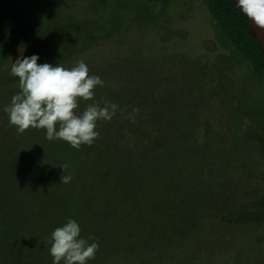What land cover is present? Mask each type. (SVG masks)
Returning <instances> with one entry per match:
<instances>
[{
	"label": "rangeland",
	"instance_id": "1",
	"mask_svg": "<svg viewBox=\"0 0 264 264\" xmlns=\"http://www.w3.org/2000/svg\"><path fill=\"white\" fill-rule=\"evenodd\" d=\"M216 33L204 0H0V191L16 202L7 225L0 221V264H52L46 238L69 217L99 244L88 264H264V223L224 221L240 200L234 190L244 202L252 187L264 192L249 175L262 167L264 81ZM33 38L52 49L20 47ZM21 54L64 67L83 60L101 78L93 101L117 111L97 123L93 144L73 149L45 140L43 129L7 126L3 108L17 91L9 72ZM225 101L239 107L237 119ZM227 175H238V189ZM154 220L168 225L156 224L164 246L155 253ZM16 233L37 250L11 247Z\"/></svg>",
	"mask_w": 264,
	"mask_h": 264
},
{
	"label": "clouds",
	"instance_id": "2",
	"mask_svg": "<svg viewBox=\"0 0 264 264\" xmlns=\"http://www.w3.org/2000/svg\"><path fill=\"white\" fill-rule=\"evenodd\" d=\"M234 3L242 15L264 26V0ZM38 60L37 54H21L12 63L9 75L16 78L17 91L3 108L7 126L17 134L43 129L45 140L63 141L73 149L93 144L99 136L97 123L110 121L117 111L115 103L105 101L100 105L93 101L94 90L103 86V81L89 73L83 60L71 67ZM85 101L93 102L80 110V103ZM136 111L132 109V113ZM132 113L130 120L134 118ZM70 180V175L61 178L63 183ZM46 244L52 264H88L99 248L94 238L81 236L80 225L70 217L49 233Z\"/></svg>",
	"mask_w": 264,
	"mask_h": 264
},
{
	"label": "trees",
	"instance_id": "3",
	"mask_svg": "<svg viewBox=\"0 0 264 264\" xmlns=\"http://www.w3.org/2000/svg\"><path fill=\"white\" fill-rule=\"evenodd\" d=\"M204 3L206 5L207 9L209 10L211 16L213 17V20L215 23V29H216L217 33L214 36V38L216 39V42L221 47H223L225 49H229L232 57L235 58V61L236 60L239 62H241L240 60L245 61L247 66L251 69L252 75L257 76L258 78L262 79V81H264V57L261 55V53L259 51V48H258V45H257L255 38L249 32L248 20L240 13L239 9L234 4H232L229 0H204ZM65 15H68V13L65 12ZM37 35L40 39L39 34H37ZM33 39H34V41H30V42H25V41L20 40L21 41V42H19L20 47L22 49L28 48V47L36 49L37 44H39L40 47H41V45H44V54L52 49V48H49L48 45H46L47 41L44 44V42L39 43V40H36L35 38H33ZM19 43L17 44L18 47H19ZM73 54L74 53H70L69 51H66L65 56H67L69 58ZM222 57L225 58V55L221 54V58ZM70 58H72V57H70ZM215 80H216L215 78H211V81L214 84H216ZM235 83H236V81H235ZM230 98H233V96L231 95ZM258 99H260V98H257L255 100H258ZM226 101L221 105L224 108L230 107L229 108L230 110H228V111L226 110V112H227L226 114H228L227 115L228 118H230V117L234 118L235 117L237 119L238 114H241L239 107L235 106V103H232L230 106H228ZM230 120H235V119H230ZM233 122H235V121H233ZM256 125H257V129L261 130V127H262V131H263V132L258 133V135H257V137H258L257 139L259 141V147H260L259 155L260 154L262 155V157L260 155V157H261L260 163H261L262 167L260 169L255 168L253 170V172L249 175L250 176L257 175L255 177H257V178L259 177V180H261V182H263L264 181V128H263L264 127V120H262L259 124L257 123ZM203 126H206V127L210 126L211 127V125H209L208 123H205ZM241 135L244 138H248L246 132H243ZM230 151H231V153H234V151H237L235 145H233V146L230 145ZM210 156H211V158H210L211 161H209V164H207L208 167L216 165V163L213 161L214 159H216V157L214 155H210ZM217 159L221 160L222 158H217ZM223 160H226V162H223V163L226 166L230 167L229 168L230 174L233 173L234 169L236 168V166H234L235 157L233 155L229 154V155L224 156ZM229 162L231 163V165L228 164ZM217 164H218V162H217ZM132 165L135 167V165L133 163H132ZM133 166L130 165L132 171H134ZM140 169H142V168H138V170H137V174H139V176L141 175V172L143 171ZM179 169H181V167ZM249 175L247 177H249ZM224 176H225V174H224ZM220 177L222 178L223 175ZM227 177L231 178L230 175H227ZM227 177H226V179H228ZM232 180H236V181L233 182ZM228 181H232L233 182L232 184L236 187V189H238V187H239L238 175L236 176V178L232 177L230 180L228 179ZM252 189H253V187L250 189V193H249L250 197L248 199H246V202H244V200H243V198L247 197V196L243 197V195H246V194H244L240 191L238 192L237 190H234V192L237 194V197L240 198V200L236 201L237 206L235 209H233L232 212H230V211H228V209H226L225 215H224V221H226V219L228 221L231 220L230 222H233L236 225H242V226L245 223H249V224H251L253 222L264 223V192L259 195V192L262 190V188L260 186H257L253 190ZM198 192H199L198 190H193L191 192V194L193 195V197H195ZM240 193H241V195L239 196L238 194H240ZM256 196H258L257 200L255 199L252 201V198L256 197ZM212 202L215 203V200ZM15 206H16V202L12 201V199H9V198L6 199L5 191L4 192L0 191V221L3 224V226L7 225V223L5 221H8L7 217L10 218V216H12L11 213L14 210ZM230 209H232V208H230ZM45 214H46V212H45ZM227 216L232 217V219L229 220L227 218ZM173 220H175V219H173ZM175 221L182 223V220L179 221L178 219H176ZM156 224L158 226L161 225L163 227L168 226L165 223H161L160 221L154 220V241L152 243V245L154 244V253H155V251L163 248V246H164L163 240L158 239L159 240L158 241L157 238L155 237V232L157 230L161 229V228H158V226ZM166 230H167V227L166 228L164 227L163 231L167 232ZM22 234L23 233H16V237H14L11 247L22 248V246H24V245H30L29 247H32V246L34 247L35 245H37L36 241L31 243L30 238L27 236V234L26 235L24 234L23 236H21ZM42 235H40V236H42ZM30 236H33V235H30ZM258 239H257V241H258ZM35 250H37V248H35ZM207 254H211V253L209 252ZM169 258L164 259V257H161V260H165V262L167 261L168 263H170ZM173 258H174V256H173ZM176 260H178V259L175 258L174 261H176ZM178 263L184 264L185 262L182 261V262H178ZM178 263H172V264H178ZM6 264H8V263H6ZM216 264H217V262H216Z\"/></svg>",
	"mask_w": 264,
	"mask_h": 264
},
{
	"label": "water",
	"instance_id": "4",
	"mask_svg": "<svg viewBox=\"0 0 264 264\" xmlns=\"http://www.w3.org/2000/svg\"><path fill=\"white\" fill-rule=\"evenodd\" d=\"M229 1L235 5L234 0H229ZM243 16L248 20L249 32L255 38L259 51L261 55L264 57V26L255 24L254 21H251V18L246 17L245 15Z\"/></svg>",
	"mask_w": 264,
	"mask_h": 264
}]
</instances>
